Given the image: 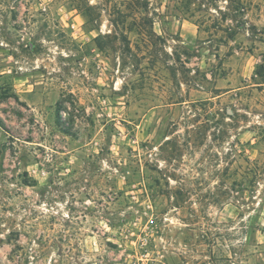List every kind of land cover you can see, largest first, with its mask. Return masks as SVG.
I'll return each instance as SVG.
<instances>
[{
	"label": "rangeland",
	"instance_id": "1",
	"mask_svg": "<svg viewBox=\"0 0 264 264\" xmlns=\"http://www.w3.org/2000/svg\"><path fill=\"white\" fill-rule=\"evenodd\" d=\"M0 264H264V0H0Z\"/></svg>",
	"mask_w": 264,
	"mask_h": 264
},
{
	"label": "trees",
	"instance_id": "2",
	"mask_svg": "<svg viewBox=\"0 0 264 264\" xmlns=\"http://www.w3.org/2000/svg\"><path fill=\"white\" fill-rule=\"evenodd\" d=\"M66 134H68L69 132H65Z\"/></svg>",
	"mask_w": 264,
	"mask_h": 264
}]
</instances>
